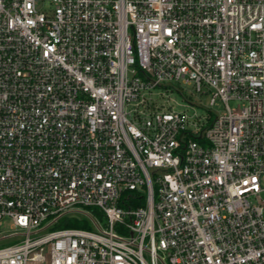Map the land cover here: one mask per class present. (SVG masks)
<instances>
[{
	"label": "built area",
	"instance_id": "built-area-1",
	"mask_svg": "<svg viewBox=\"0 0 264 264\" xmlns=\"http://www.w3.org/2000/svg\"><path fill=\"white\" fill-rule=\"evenodd\" d=\"M40 1L0 0V264H264V0Z\"/></svg>",
	"mask_w": 264,
	"mask_h": 264
},
{
	"label": "rangeland",
	"instance_id": "rangeland-1",
	"mask_svg": "<svg viewBox=\"0 0 264 264\" xmlns=\"http://www.w3.org/2000/svg\"><path fill=\"white\" fill-rule=\"evenodd\" d=\"M38 6L44 10H49L52 8V5L48 0H42L39 2ZM155 102L164 104L168 106L169 104L174 107L176 110L189 109L190 113H193V109L190 107V103L196 105V109L200 114L209 113V100L210 96L208 94H200L194 90L192 84H186L184 82H176L171 86L159 87L151 93ZM190 102V103H189ZM232 106L235 105L234 101L230 103ZM189 105V106H188ZM223 105L220 101L216 105V110H222ZM215 110V111H216ZM212 114V113H211ZM87 209L89 214L93 217H96L97 220L104 226V220L101 221V215L95 208H84ZM75 212L68 213L64 215L55 225L51 227L54 228H64V227H80V228H91L92 225L90 218L82 213V208H76ZM50 218L44 221V224H48ZM118 228V227H117ZM20 238H11L6 241L0 242V246L12 244L18 242Z\"/></svg>",
	"mask_w": 264,
	"mask_h": 264
}]
</instances>
